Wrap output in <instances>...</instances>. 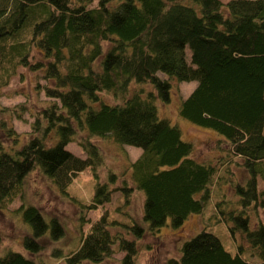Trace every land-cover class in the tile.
Instances as JSON below:
<instances>
[{"label": "trees", "instance_id": "obj_1", "mask_svg": "<svg viewBox=\"0 0 264 264\" xmlns=\"http://www.w3.org/2000/svg\"><path fill=\"white\" fill-rule=\"evenodd\" d=\"M18 67L40 76L37 89L50 101L32 113L23 141L0 119L2 131L13 134L8 146L0 140V209L22 196L34 169L68 195L76 174L89 168L98 178L103 156L93 136L141 148L128 165L131 184L121 188L143 192L146 226L129 213L126 221L106 211L86 217L117 189L97 179L90 199L80 203L79 244L61 255L66 264L102 262L116 252H123L120 264H135L146 230L154 233L168 222L177 227L212 196L220 178L215 163L191 157L193 142L157 113L156 100H169L170 78L196 81L179 116L220 135L227 151L218 163L243 164L250 176L234 183L236 206L217 200L212 207L232 238L240 237L237 251L201 228L164 264H264V218L258 216L264 209V187L258 186V177L264 180V0H0V88ZM132 82L152 88L128 94ZM101 92L120 101L107 102ZM70 141L84 157L66 148ZM16 211L30 227L22 239L29 254L40 251L47 231L49 239L64 233L56 216L45 220L31 203ZM0 264L45 262L10 248Z\"/></svg>", "mask_w": 264, "mask_h": 264}, {"label": "rangeland", "instance_id": "obj_2", "mask_svg": "<svg viewBox=\"0 0 264 264\" xmlns=\"http://www.w3.org/2000/svg\"><path fill=\"white\" fill-rule=\"evenodd\" d=\"M88 1L89 5H94L97 2V0ZM221 1L226 2L227 0ZM157 74L160 77H167L160 71ZM39 77L35 71L18 67L16 74L11 76L9 82L0 88V119H5L8 125L13 127L21 141L25 140L30 133V124L33 120L32 113L50 101L43 91L37 89V83L40 86L44 83ZM170 84L169 100H156L158 115L178 125L182 139L193 142L194 149L190 156L198 160H209L215 163L220 178L211 186L212 196H210L202 212L189 214L177 227L171 226L168 222L154 233L146 230L142 238L137 240L138 253L135 264H164L166 259L178 257L182 242L201 228L215 233L224 247L232 253L237 251V243L240 242L238 235H236V240L232 238L223 221L217 219L218 213H214L212 207L217 200H221L219 205L224 208L228 204L229 206H236L238 193L234 183L244 184L250 173L243 164L231 161L227 163L229 168L226 165L221 166L218 162L221 161V156L225 155L227 151V144L222 141V137L212 129L197 126L179 116V104L195 87L196 81H177L170 78ZM150 88L152 85L148 82L137 84L132 82L128 94L135 89H141L144 95ZM100 96L107 102L120 101V97L115 98L108 92H101ZM19 114L20 118H17ZM12 137L13 134L8 135L6 130L4 132L0 128L2 144L6 146L12 144L10 142ZM218 138L222 140H218ZM92 141L101 150L102 164L96 168L98 178L93 175L92 169L89 168L75 175L68 191L69 195H73L76 201L70 198L68 194L60 192L38 169L32 170L25 177L22 196L14 199L7 208L0 209V254L11 248L21 251L36 261L41 260L45 264H66L61 255H67V252L77 248L79 244V226L81 224L79 215L82 214L80 203L90 199L97 179L106 182L110 188L117 187V189L112 191L110 201L89 209L86 217L93 220L99 217L100 213L106 211L110 218L115 217L121 221H126L129 219V213L146 226V221L142 219L141 215L143 192L139 189L121 188L130 186L128 165L131 160L139 155L141 148L126 144L120 145L108 137L93 136ZM66 148L78 156H85V152L74 141H70ZM236 160L241 161L239 158ZM111 173L115 174V178L112 180L109 179ZM258 186L259 188L264 187V180L259 177ZM22 202L35 205L45 220L56 216L63 227V235L56 239H49L48 231L44 233L40 238L42 247L35 254L26 252L22 245L23 235L30 230L28 224L23 222L21 214L16 211ZM258 216L264 218V209H258ZM122 255L123 252H116L102 262L85 260L80 264H120L119 259Z\"/></svg>", "mask_w": 264, "mask_h": 264}]
</instances>
